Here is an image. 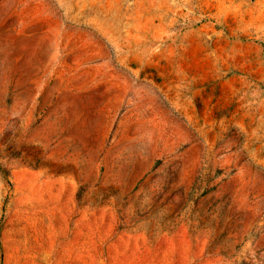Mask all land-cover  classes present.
Returning a JSON list of instances; mask_svg holds the SVG:
<instances>
[{
    "label": "rangeland",
    "instance_id": "374dc122",
    "mask_svg": "<svg viewBox=\"0 0 264 264\" xmlns=\"http://www.w3.org/2000/svg\"><path fill=\"white\" fill-rule=\"evenodd\" d=\"M0 264H264V0H0Z\"/></svg>",
    "mask_w": 264,
    "mask_h": 264
}]
</instances>
